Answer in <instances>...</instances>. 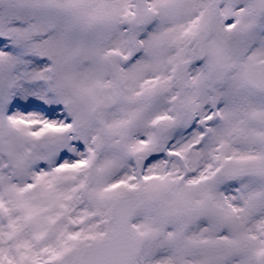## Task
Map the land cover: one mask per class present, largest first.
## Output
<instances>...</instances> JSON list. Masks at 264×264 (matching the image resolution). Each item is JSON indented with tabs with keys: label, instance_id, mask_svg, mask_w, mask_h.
Listing matches in <instances>:
<instances>
[{
	"label": "snow or ice",
	"instance_id": "6c2138e0",
	"mask_svg": "<svg viewBox=\"0 0 264 264\" xmlns=\"http://www.w3.org/2000/svg\"><path fill=\"white\" fill-rule=\"evenodd\" d=\"M0 264H264V0H0Z\"/></svg>",
	"mask_w": 264,
	"mask_h": 264
}]
</instances>
